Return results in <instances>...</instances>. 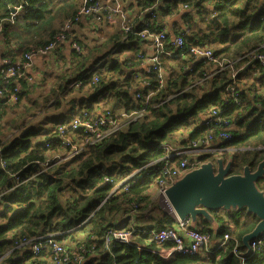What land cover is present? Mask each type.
<instances>
[{
    "label": "trees",
    "instance_id": "trees-1",
    "mask_svg": "<svg viewBox=\"0 0 264 264\" xmlns=\"http://www.w3.org/2000/svg\"><path fill=\"white\" fill-rule=\"evenodd\" d=\"M82 2L0 0V46L11 48L4 49L1 56L16 63L23 60L28 50L47 45ZM154 2H131L128 9L130 14L133 13L132 20L139 21L142 11ZM155 11L153 25L149 26L151 31L167 23L166 17H179L187 23L188 30L183 32L184 48L187 49L183 55L186 57L178 56L179 50H174L173 56L164 57L163 66L168 78L165 85L158 88L151 76L156 92L150 96L144 114L98 143L86 144L82 126L76 130L68 128L62 134L59 127L67 125L81 109L94 112L99 103L113 112L120 106L127 111L144 107L146 89L141 97H133L138 83L134 78L138 69L136 53L141 45L136 30L141 24L135 22L130 32L122 31L120 27L116 31L112 28V33L104 32L103 38L93 44L75 36L82 46L81 53L70 49L66 55L57 49L62 43L58 44L53 50L62 59V64L48 72L49 84L35 78L27 81L23 76L5 82L0 76V190L12 187V173L17 172L20 180H25L0 200V264H41V257L46 254L44 249L40 251L39 260L32 258V252L25 250V245L17 246L15 241L50 233L55 241L65 242L69 264H77L82 259L84 264H264V244L243 254L246 247L242 244V235L258 220L256 215L246 213L244 209L233 212L211 210L221 222L217 238L224 233L236 238L238 254L232 251L233 239L211 253L178 252L169 258L151 250L172 243L157 244L146 235L135 236L130 244L116 242L108 249L105 246L107 230L128 227L127 221L119 223L118 220L131 204L136 205L137 219H155L156 229L174 223V218L163 212L151 198L149 191L157 181V175L155 171H149L156 170L161 163L159 158L163 150L160 143L174 142L176 133L185 134L182 141L188 142L208 129L199 121L212 106L224 107L220 115L229 122L225 129L232 137L227 145L235 148L226 154V158L232 155L231 173L241 172L245 164L254 168L264 157L263 65L249 57L236 60L264 43V0H164ZM211 13L217 14L220 24ZM94 24H99L102 31L100 26L107 27L110 23L93 21ZM170 30L169 40L183 29L175 21ZM191 45L211 48L218 59L234 61L233 66L238 68L235 79L240 84L238 103L228 107L222 104L225 87L231 80L230 70L204 78L218 68L217 62L194 60L188 51ZM166 46L174 48L167 42ZM188 64L192 67L191 72L185 70L184 66ZM95 74L98 82L93 83ZM17 83L20 87L17 100L9 102L8 95ZM180 89H183L181 93L154 107L153 104ZM86 90L91 91L87 93ZM14 109L20 111L13 120L7 119ZM59 110L64 111L63 116L60 119L52 117ZM4 127L10 133H6ZM64 137H69L72 142L84 141L79 153L64 161L51 159L47 162L52 155L65 156L70 150L62 143ZM206 158L201 156L202 160ZM45 162L50 165L47 170L34 175ZM146 164H149V171L143 170L129 179L130 186L126 190L120 185L111 193L113 183L103 181L105 175L117 169L124 174ZM258 184L264 189V179ZM198 229L211 234L209 224L202 218ZM140 244L147 248L138 249ZM74 248L79 249V255L73 252Z\"/></svg>",
    "mask_w": 264,
    "mask_h": 264
},
{
    "label": "built area",
    "instance_id": "built-area-1",
    "mask_svg": "<svg viewBox=\"0 0 264 264\" xmlns=\"http://www.w3.org/2000/svg\"><path fill=\"white\" fill-rule=\"evenodd\" d=\"M110 1L111 2L104 0H83L74 16L64 21L60 30L54 35L53 39L43 47L32 48L25 52L22 61L11 63L7 57L0 55V76L5 82L16 80L21 76H23L27 81H32L34 77L26 74V69L30 66L32 59L36 56L46 55L58 44L64 42H68L69 47L76 53H81L82 46L74 36L72 28L82 19L91 18L94 23H98L116 22V19L119 18V27L125 32H130L135 22L141 24L139 29L136 30L137 36L143 44L141 50L136 53V57L138 59L136 66L138 69L134 74V78L138 83L135 86L136 88H134L136 91L133 97L134 99L141 97L143 90L146 89L147 92L145 93L143 100L144 107L137 109V111H127L125 107L120 106L113 112L109 109V107L105 108L99 106V104H101L99 103L98 105H95L94 112L87 109L77 111L67 125L59 127V131L62 134L68 128L76 130L82 126L84 132L86 133V137L84 139L86 144L98 143L105 137L115 134L120 129H123L128 122L134 121L138 117L142 116L145 112L146 106L148 105L150 96L156 92V89L155 91L153 90L154 85L151 80V76L155 78L157 83L156 86L158 88L164 86L166 79L168 78V72L163 66V58L173 56L175 54L173 53L174 50L180 51L179 54H177L178 56L186 57L183 55L184 52L187 51V49L184 48L185 40L183 37V32L188 30L187 23L185 21L181 20V28L183 30H180L178 34L173 35L170 40L167 39L169 33L171 32L170 28L167 27V23H164V25L160 28L154 29V31L149 29V26L151 24L153 25V18L156 12L155 8L158 5L163 4L164 0H155L151 6L144 9L139 17V21L137 19L133 21L130 15L125 12V9L122 7L121 0ZM186 8L187 7L183 6L184 10H186ZM210 15H214V13H211ZM143 40H146V42H143ZM166 42L172 47L174 46L175 49L167 47ZM260 48L264 49V43H262L259 48L250 50L246 55L239 57L236 60L243 57L258 60L259 63L263 65L264 71V51H260ZM188 51L194 60L204 59L208 62H217L218 68L214 69L210 74H206L204 78L211 76V74L218 71H224L226 69L230 70L229 77L231 80L225 87V96L223 97L222 104L223 106L228 107L234 102L238 103L240 99L238 87H240V84L235 79L238 68L233 66L234 61H228L226 59L220 60L215 56L213 49L200 45H191L188 48ZM184 67L187 72L192 71L191 65L188 64ZM95 82H98V76L96 74L93 78V83ZM78 83L79 81L75 82V85H78ZM19 89V83L15 84L13 92L8 95L9 102H15L17 100V92ZM91 90L88 91L90 92ZM182 91L183 89H180L176 90L173 94H168L162 100L153 104L154 107L170 100ZM1 93L2 91L0 90V94ZM223 108L224 107L219 105L212 106L207 113L201 115L199 122L200 124L207 126L208 129L203 133L196 135L193 139L188 140V142H184L180 139L175 140V142L163 141L159 144L163 150V155L159 158L161 163L157 171H155L157 181L151 188L159 191L163 198L165 185L172 183L176 176H179L185 171L197 166L202 161L201 156L205 155L207 158L212 159L216 155L231 152L233 146L227 145V142L231 139L232 133L225 129V126L228 125L229 122L220 115ZM84 141L77 142L76 140L72 142L69 137H64L62 143L64 146L69 147L70 150L65 156H59L58 154L52 155L53 157L48 159L47 162L51 159L62 161V158L64 159L67 157L68 159L69 157L78 154ZM48 145L49 144L46 143V146ZM67 154L69 156H67ZM47 162L42 164V169L35 172L34 175L41 171H46L50 166ZM148 166L149 164H146L124 174L119 173V170L117 169L111 174L105 175L103 177V181L113 183L111 193H114L120 185H122L124 190H126L128 186H130L128 184L129 179L139 175V173L143 170H148ZM12 177L14 178L12 187L7 190H0V200L4 194L6 195L13 192L15 188L25 181L20 180L17 172L12 173ZM164 199L167 210L164 209L163 212L174 218L175 221L173 224L165 225L156 229L154 227L156 220L137 219L138 211L136 209V205L131 204L130 207L122 211L128 218L125 220L128 222V227L121 229L110 228L107 230L104 235L106 248L108 249L109 246L111 247V244L114 245L116 242L120 244H130L135 236L146 235L148 236V239L150 238L154 240L157 244L163 242L172 243L171 246H164L157 250H151L154 254L160 255L163 258H169L173 253L178 252L190 255L196 254L200 251L211 253L217 248L224 247L229 239H233L234 242L232 251L238 254L236 251L238 240L236 238L224 233L222 237L215 238V240H213L211 234L202 232L198 228H191L189 219L181 220L175 216L166 198ZM52 236V233H50L37 236L32 239H21L20 241H15V243H17V246L21 244L25 246L29 245V250L37 256H39L41 253L40 251L44 249L49 256L48 264H69V252L65 242L55 241ZM40 239H42V241H39ZM262 243L263 240L253 238L250 242V248L252 249L257 246H261ZM137 248L143 249L147 247L140 244L139 246L137 245ZM74 259H77V257L75 256ZM77 264H82V262L78 260Z\"/></svg>",
    "mask_w": 264,
    "mask_h": 264
},
{
    "label": "water",
    "instance_id": "water-1",
    "mask_svg": "<svg viewBox=\"0 0 264 264\" xmlns=\"http://www.w3.org/2000/svg\"><path fill=\"white\" fill-rule=\"evenodd\" d=\"M212 18L220 24L217 14ZM232 163V155L203 160L166 184L163 196L175 216L190 220L191 228L196 229L200 218L206 221L212 239L217 237L221 222L211 210L233 212L244 209L246 213L256 215L257 222L242 235V244L246 247L243 254L246 255L250 253V241L264 233V189L258 184L264 179V157L254 168L245 164L238 173H231Z\"/></svg>",
    "mask_w": 264,
    "mask_h": 264
},
{
    "label": "crops",
    "instance_id": "crops-1",
    "mask_svg": "<svg viewBox=\"0 0 264 264\" xmlns=\"http://www.w3.org/2000/svg\"><path fill=\"white\" fill-rule=\"evenodd\" d=\"M104 1L111 2L110 0H104ZM133 1L134 0H121L122 7L124 9H126V7H128L130 5V3ZM164 19L167 22V27L170 29H171V27L175 21H177V23L181 25V19L179 17H174V18L166 17ZM109 23L110 24L107 27H105L104 25L100 26V28H102V31H101V29H99V27L96 28L98 34L95 35V37H93L92 36L94 34V32H92L93 27H94L93 26V20L84 18L73 26L72 32H73L74 36H78V39L80 41L82 40L83 42H89L90 44H93L95 42L100 41L103 38L104 32H105V34H110L113 31H116V29H119V24H120L119 18L116 19V22H109ZM112 28H113V31H111ZM92 39H95V40L92 41ZM142 44L143 43H141V45H140V48H139L140 50L142 48ZM4 49L8 50L11 48H9V47L4 48L3 46H0V55H2ZM57 49L62 50L67 55L70 53L71 48L69 47L68 42H65V44L62 43V45H60ZM59 57L60 56L58 54H56V50H53V49L50 50L46 55L36 56L35 58L32 59L30 66L26 69V74L34 77L35 80H42L45 85L49 84V81L47 79V77L49 75L48 72H50V69H56L59 65L62 64V59ZM85 92L89 93L88 90H86ZM63 112L64 111L59 110V111L55 112L52 115V117H55L56 119H60L63 116ZM234 150H235V148H234ZM232 151H233V149L231 150V152ZM229 156H231V155H229ZM120 218L122 219L121 221H125L126 219H128L124 212L121 213ZM45 263L46 262L44 261L41 264H45Z\"/></svg>",
    "mask_w": 264,
    "mask_h": 264
},
{
    "label": "rangeland",
    "instance_id": "rangeland-1",
    "mask_svg": "<svg viewBox=\"0 0 264 264\" xmlns=\"http://www.w3.org/2000/svg\"><path fill=\"white\" fill-rule=\"evenodd\" d=\"M125 12H127V13L130 15V17L133 15V13L130 14V11H129L128 7H126ZM131 18H132V17H131ZM93 26H94V27H93L92 32H94V34H93L92 36L95 37V35L98 34L96 28H98L99 24H98V25H97V24H94ZM99 100H100L99 102H101V101H102V98H100ZM18 111H20V109H14V110H12V111L9 113V116L7 117V119H12V120H13V119L16 117V112H18ZM10 123H11V121H9V125H10ZM49 125H50V124H49ZM49 125H48V126H49ZM8 128H10V126H9ZM3 129L5 130L6 133H10L9 129H7L6 127H4ZM184 135H185V134L182 135V133H176V134H175V136H176L175 138H176V140H180V139H182V136H184ZM174 142H175V141H174ZM67 156H69V155L67 154ZM66 159H67V157L64 158V159L62 158V161L66 160ZM149 192H150L151 198H152L153 200L157 201L158 206L160 207V209H161L162 211H163L164 209L167 210V206H166V203H165V199L160 195V192H159V191H156L154 188H151ZM140 210H142V209H140ZM119 219H120V220H118V222L121 223V220H122V219H121V218H119ZM82 223H83V222H82ZM82 223H81V224H82ZM70 245H72V244H70ZM20 246H23V244H21ZM26 249L29 250V245H26V246H25V250H26ZM78 250H79V249L74 248V249H73V252L76 253ZM202 253H203V252H202ZM32 254H33L32 258H33V257H37V258L39 259V257H38L36 254H34L33 252H32ZM76 255H79V252H77ZM41 259H42V260H41ZM41 259H39V260H41V263H43L44 261L46 262L45 264H48V263H49V256L47 255V253L44 254V256H42ZM81 262H82V264H84V260H83V259L81 260Z\"/></svg>",
    "mask_w": 264,
    "mask_h": 264
},
{
    "label": "bare ground",
    "instance_id": "bare-ground-1",
    "mask_svg": "<svg viewBox=\"0 0 264 264\" xmlns=\"http://www.w3.org/2000/svg\"><path fill=\"white\" fill-rule=\"evenodd\" d=\"M82 137V136H81ZM83 140V139H82ZM233 150H234V148H233ZM230 152H228V153H223V154H220V155H222L223 157H226L227 155L226 154H229ZM216 156H218V155H216ZM215 157V156H214ZM213 157V158H214ZM213 158L212 159H210V158H206V159H204V161L205 160H207V159H210V160H213ZM203 161V160H202ZM159 168V166L156 168V170L154 169V170H150L149 171V169L148 170H145V171H149V172H152V171H157V169ZM147 173V172H146ZM199 225V224H198ZM198 227V226H197ZM257 239H260V240H263V243H262V245L261 246H263V244H264V233L263 234H261V235H259L258 237H256Z\"/></svg>",
    "mask_w": 264,
    "mask_h": 264
},
{
    "label": "clouds",
    "instance_id": "clouds-1",
    "mask_svg": "<svg viewBox=\"0 0 264 264\" xmlns=\"http://www.w3.org/2000/svg\"><path fill=\"white\" fill-rule=\"evenodd\" d=\"M196 228H198V227H196ZM217 238V237H216ZM213 240H215V239H213ZM251 242V241H250ZM251 249V248H250Z\"/></svg>",
    "mask_w": 264,
    "mask_h": 264
}]
</instances>
